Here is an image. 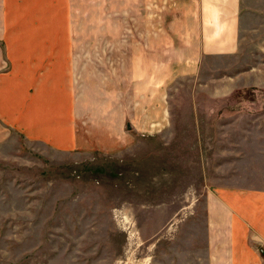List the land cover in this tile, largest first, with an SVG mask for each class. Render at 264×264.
Segmentation results:
<instances>
[{
    "label": "crops",
    "instance_id": "crops-1",
    "mask_svg": "<svg viewBox=\"0 0 264 264\" xmlns=\"http://www.w3.org/2000/svg\"><path fill=\"white\" fill-rule=\"evenodd\" d=\"M243 2L0 0V140L5 124L59 148L115 154L136 138L159 136L170 125L176 79L214 72L211 62L241 52ZM258 71L250 68L239 77ZM68 76L73 81L72 121L62 107ZM214 82V87L198 85L205 92L203 103H222L231 92L226 78ZM259 104L241 99L247 115L238 121L262 122ZM215 135L224 139V133ZM260 143L250 152L264 157ZM200 219L203 255L194 260L264 264V185L213 187L204 195Z\"/></svg>",
    "mask_w": 264,
    "mask_h": 264
},
{
    "label": "rangeland",
    "instance_id": "rangeland-1",
    "mask_svg": "<svg viewBox=\"0 0 264 264\" xmlns=\"http://www.w3.org/2000/svg\"><path fill=\"white\" fill-rule=\"evenodd\" d=\"M243 6L241 52L211 62L214 72L176 79L170 125L159 136L136 138L121 153H79L2 124L0 264H192L203 255L207 191L264 185V157L250 152L264 142V120L238 121L247 115L241 99L260 101L264 111V0ZM250 68L258 74L239 77ZM218 76L231 92L222 103H203L198 85L214 87ZM67 79L62 107L72 121V76Z\"/></svg>",
    "mask_w": 264,
    "mask_h": 264
}]
</instances>
